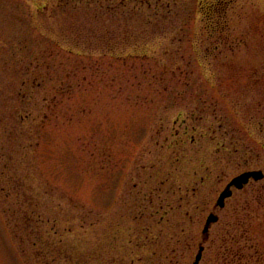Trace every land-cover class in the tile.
<instances>
[{
    "label": "rangeland",
    "instance_id": "1",
    "mask_svg": "<svg viewBox=\"0 0 264 264\" xmlns=\"http://www.w3.org/2000/svg\"><path fill=\"white\" fill-rule=\"evenodd\" d=\"M248 170L264 0H0V264H264Z\"/></svg>",
    "mask_w": 264,
    "mask_h": 264
},
{
    "label": "water",
    "instance_id": "2",
    "mask_svg": "<svg viewBox=\"0 0 264 264\" xmlns=\"http://www.w3.org/2000/svg\"><path fill=\"white\" fill-rule=\"evenodd\" d=\"M264 177V173L262 170H249L238 174L237 176L233 177L224 187V189L219 193L215 206L218 208H223L225 205V200L229 198L232 193L233 189L240 190L242 189L250 179L254 181L261 180ZM218 216L214 213H209L205 220V224L202 229V234L207 235L209 227L211 224L217 222ZM203 246H199L197 254L195 255V259L192 264H199V261L202 257Z\"/></svg>",
    "mask_w": 264,
    "mask_h": 264
},
{
    "label": "trees",
    "instance_id": "3",
    "mask_svg": "<svg viewBox=\"0 0 264 264\" xmlns=\"http://www.w3.org/2000/svg\"><path fill=\"white\" fill-rule=\"evenodd\" d=\"M243 246L250 247V248L252 247V245H250V244H248V245L244 244ZM240 248L241 247H238V249L236 251H234L233 249L228 251V255L227 256H230V260L232 259V261L231 262H226L227 264H239L238 263L239 259L237 258V256L241 257ZM228 250H229V248H228ZM227 256H226V259H227ZM259 257L264 260V253L260 252L259 253ZM263 263H264V261H263ZM244 264H250V263L249 262H245Z\"/></svg>",
    "mask_w": 264,
    "mask_h": 264
},
{
    "label": "flooded vegetation",
    "instance_id": "4",
    "mask_svg": "<svg viewBox=\"0 0 264 264\" xmlns=\"http://www.w3.org/2000/svg\"><path fill=\"white\" fill-rule=\"evenodd\" d=\"M263 178H264V177H263ZM250 181H251V180H250ZM250 181H249V182H250ZM249 182H248V183H249Z\"/></svg>",
    "mask_w": 264,
    "mask_h": 264
}]
</instances>
